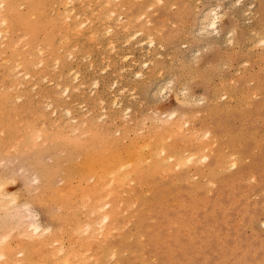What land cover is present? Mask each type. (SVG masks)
I'll list each match as a JSON object with an SVG mask.
<instances>
[{
  "label": "rangeland",
  "instance_id": "rangeland-1",
  "mask_svg": "<svg viewBox=\"0 0 264 264\" xmlns=\"http://www.w3.org/2000/svg\"><path fill=\"white\" fill-rule=\"evenodd\" d=\"M118 1L119 0H116V2ZM143 1L144 3H142ZM185 1L186 0H161V1L152 0L153 4L150 6V2L148 0H136V1L125 0L123 5L124 9H121L122 6L121 7L118 6L115 11L116 12L119 11L118 13L119 15L122 14L119 16L121 19H123L124 18L123 16H125V19H128L130 17L131 20L123 21L124 19L123 20L119 19L117 13L114 12L115 13L114 15L119 19L118 24L123 26L124 29L127 28L130 33L135 32L134 30L137 31L140 29H141L140 31L145 33L144 29H149L150 27H152L154 30L155 26L158 27L154 30L155 32H153L152 28H150L149 29L150 32L146 33L147 35L148 33H150V35L151 34L153 35L152 37L148 35L150 37L148 38L149 41L150 39L155 38L153 39L154 46L153 44L149 46L150 48L147 46L149 45L148 44L149 41L145 39L147 35L143 34L140 31H137L139 33L135 32L134 37H136L135 38L136 42L135 39H133L134 37L133 38L131 37L132 40H129L128 39L130 38L128 37L129 33L128 31L126 32V29L124 30V32L127 33L126 36L125 33H122L124 35L116 34L118 37L117 36L115 37V40L113 41L114 42L113 45L105 43L107 41L103 40L101 37H99L100 39L98 40L96 39L91 43L90 42L86 43L84 45V49L86 50V48L88 47L87 51L90 52V55H86L84 53V56L83 55L80 56L82 57L80 58V60L79 58L74 59L73 57H66L69 59L66 60L67 63L71 64L68 65L69 68L71 67L73 70H78V72L80 71L78 74L79 79L76 78V82H74L75 79L73 80L72 78H68L69 77L68 74L69 73L71 74V71L67 72L68 74L64 77L59 76V78L61 77L60 80L63 79V81L66 80L65 82L67 83L70 82L69 83L70 87L71 85H74V87L72 86L74 91L72 90L71 87L70 88L71 93H68L71 95L72 100L74 99L73 100L74 103L70 101V95H67V93L66 95L64 93V96L62 95L59 88H61L63 84L60 87L56 85L60 82V80H57L58 81L57 83L56 82L57 77L55 75L53 77H50V79H47L46 77L44 81H41L44 83L39 82L41 86L40 84H38L40 86L39 88H41L42 90V91L40 90L41 91L40 95H43L44 93L45 89L43 88H46V90L47 88L50 90L51 89L54 90L53 87L56 86L55 87L56 90L54 91L51 90L52 92L49 90L51 93H49L48 90L47 91L45 90L46 95L49 93L47 96H49L51 100L48 99V101L50 103L53 102V106L49 107L52 103L49 104L46 102L47 100L44 101L43 99L41 100V98L39 99V94L37 90L38 88L36 87L37 86L36 84L35 88H37L36 89L37 93L35 92L34 94L37 95L32 94L33 91H35L33 88V90H30L28 92V96H31V94L33 95L31 96L32 99L30 98L31 102L34 99V97L35 99L37 97L38 98L36 99L34 105H33L34 101L32 102V105L35 108H32V110H29L28 112H31L32 114L34 112L36 113V111L33 112V109L36 110L39 109L38 107L40 106L44 107L46 106V104H48L49 106H46L49 110L48 112L46 111V107H45L43 111L45 110L46 112L42 111L43 115L41 111H39L40 113L37 112L38 115L37 113L36 114L34 113L35 118L36 115L39 116V118L37 117L39 123L41 122L40 120L44 119V113L48 119H49L48 116H50L52 119H54L55 117L59 118L60 116L62 118L63 116L62 114L64 112L62 110L65 108L64 106L67 105L66 107L70 109L68 107L69 105L72 108L70 109V113H72L73 116L81 117L85 113H87L88 115L85 114L86 117L85 115L83 117L88 119L89 122L91 119L95 120V117L98 118V116H95L97 113L100 116L99 120H101L98 122V119L96 118L97 122L100 123L101 126L109 130L110 132L112 129H116L117 127H119V130L118 128L116 129V132L118 134V131H120V133L122 132L121 129L123 128L122 127L123 125L124 128L125 127L127 128V126L128 128H132L133 127L132 125H134L132 129L127 130L128 128L127 129L125 128L126 130L124 132L126 133L128 132L129 137L133 136L132 134H134L132 130L136 132L137 130L140 129V127L142 129L143 125L145 130H146L145 126H147V131L150 128L155 129L154 124L157 125L158 124L157 122H159L160 119L162 120L160 122L163 123L164 121L163 119L166 118L165 116H167V114L168 116H171L169 115V113H171L172 111L174 113H180V114L184 112V114H182L183 120H181V118H179L177 114L176 116L178 118L177 117L176 118L178 120H181V122L184 121L185 118L186 119L188 118L187 121L192 120L193 122L189 121L191 124L189 122H184L189 127L188 126L185 127L186 125L183 127L190 129L193 128V130L196 127H200V120H204L201 118L206 116V114L207 115L209 114L208 116L209 118L207 120L205 118V121L208 124L216 125V130H217L216 132L217 140L213 144H215V146L220 148V150H222L224 155L228 154L227 156H229L230 153H234L235 157L238 159L239 162L237 163L236 166L233 167H229L227 163L224 164L223 167L224 169L218 167L216 172L210 176L211 178L209 177L210 180H213L212 183H209L205 177L203 178V176H199L198 174L194 173L191 170L189 180L186 181V183L184 184L185 187L178 186L171 188L170 189L171 191L165 192L164 197H166L165 199L167 203L177 200L180 197L182 198L181 199L182 201L184 200L183 202H185L186 205H190V203L192 202H196L199 205L201 201L200 199L205 200L207 198L206 202L208 206L206 205V203L199 205V207L196 206L195 210L197 212L195 210L191 212L193 213L195 211L194 214H191L194 216L191 219V225L181 224L180 226L179 222L177 223L174 222L173 229L175 230L178 227L179 231L177 230V232L179 233H175L173 235L177 234L179 241H176V243H174L175 241L172 240L173 238L172 235H169V233L173 229H170V227H165L163 232L164 231L169 232V233L165 232L164 233L165 235L163 234L164 235L163 237L165 239H163L162 237V239L159 241H155L151 243L149 242L146 244L147 241L145 242L142 241V239L144 238L139 236V233L137 232L138 230L136 229L134 222L129 221L127 222L129 224H126L125 228L122 229V231H120V234L122 233L123 236H122V247L117 251L118 257L120 256L121 258L122 256V258L125 257L127 259V261L124 262V264H155V262L156 264H160V263L179 264V261L181 264H264V254H263L264 253V222L262 220L264 219V42L262 41L261 43L260 42L261 40H259V38L264 39V0H188L186 2ZM217 5H220L218 6L220 8H218ZM208 7L209 10H211L212 8H213L212 10H215L217 8L216 10L221 14L222 18L220 17V21H219L220 23L219 25L220 29L218 30L219 33L213 31L211 35L210 33H205V32L204 34L201 31V28H199L201 27L199 22L201 19V15L203 13L202 11L205 12V10H208ZM22 8L23 7H21L20 9ZM50 8H48L47 10L50 12L49 15L51 16V14H55V12L53 13L52 10H50ZM141 13H143V15ZM142 19L145 20V22L146 21L147 22L145 23L144 21H141ZM126 24L129 25L131 24V25L127 26ZM148 24H151L152 26ZM132 28L134 30H131ZM227 30L229 33L227 32ZM213 33H215L214 34L216 35L215 37ZM113 34H115V31H113ZM113 34L111 33V35H109L107 33V35L105 34V36L109 37L112 36ZM202 34H204V36L207 34L208 38H206L207 36H205L204 38ZM217 34L221 38H218ZM229 34H231L232 36H229ZM140 35L142 36L141 38ZM24 37H23L24 39L27 38L26 36ZM126 37L128 38L126 39ZM213 37L214 40L215 39L217 40L215 41V43H212L214 42V40L210 41L211 38ZM229 37H231V39ZM225 38L226 39L229 38V39L226 40ZM142 39L143 42L146 40L144 44L142 43ZM126 40H128L129 42H126ZM139 40L143 45L141 44H140L141 46L138 45ZM114 45H115L114 49L109 48ZM147 47L149 48L148 50ZM118 53H120V55ZM149 53L150 55H148ZM117 54L119 56H121L122 54L123 56H125L127 54V57L125 56L127 61L125 58L123 60L120 59L121 57H119ZM124 60L126 62H124ZM142 60L144 61L147 60L148 62L144 63L142 62ZM140 62L144 64L140 65L139 64ZM55 67L57 66H53V68ZM73 67L74 68L77 67L78 69L76 68L74 69ZM138 69H140L139 71H141L140 73L143 76L138 75L139 74L137 72ZM54 70L56 71V68L53 69V71ZM134 71L137 73H135ZM134 74L135 76L137 77L139 76V77L138 78L135 77ZM92 78L94 80L95 79L98 80V85H96L97 88L93 86L96 80L94 81ZM169 78L171 85L170 83L165 85L166 82L167 83L169 82L168 80ZM69 79H71L72 81ZM47 80H49V82ZM50 80H53L54 82H51ZM79 81L83 83V87H79L80 85L82 86V84ZM90 81L93 84H91ZM77 82L80 84H76ZM54 83L56 84L54 85ZM61 83L63 82H60L59 84ZM43 85L46 87H44ZM76 85H78V87L80 88V89L76 88V90L77 91L81 90L80 93L82 94L83 98H81L80 94L78 96L79 91L78 92L76 91L77 92L76 94L74 89ZM157 86L160 88V91ZM161 86H163L164 87L163 89L166 91H164ZM171 86L174 87L172 90H171L172 88ZM155 87H157L156 89L158 90H156ZM166 87L169 88V90ZM177 87L178 88L181 87V88L178 90ZM30 88H32V86ZM186 88L188 89L186 90ZM227 88H230L231 90L232 89L235 90V92L237 93L236 95L237 99L234 100L233 98H231L230 101L228 102V108L224 112L217 111L214 113L211 112L208 113L209 112L208 110H212L211 108L215 105V103H219L226 100L227 96L226 95L224 96L223 94L225 93ZM57 90L58 92L56 93ZM85 92H87L88 95ZM175 92L177 93V95L179 94V96L174 95ZM84 93L85 95H83ZM97 95L99 97L101 96L100 100L102 101V103L98 100L99 97H97ZM186 95H189V97ZM47 96L44 95V98ZM65 96L66 97L68 96V98H64ZM85 96H87L88 99ZM93 96H95V98H93ZM112 96L115 97L112 99ZM56 97L59 98L57 99ZM106 97L108 98V100H110V102L112 100L113 102L114 100L115 102H118L114 104L115 107H113L112 104H108L106 110L111 109L110 110L111 112H107V113L105 111V107L109 102L107 101ZM53 98L54 101L52 100ZM79 98L81 99L77 100ZM102 98L103 99L106 98L107 103L103 104ZM115 98H117L118 101ZM67 99H69V101ZM58 100L61 102L64 100L65 103H58L57 102ZM18 101L20 104L21 101L17 100L16 102L18 103ZM37 101H39L40 103L37 104ZM42 101L46 103L43 105ZM55 101L57 103H55ZM80 102L81 104H79ZM71 103H73V105H70ZM100 103L102 105L98 106ZM58 104L59 105L63 104L60 107H64V108H57L59 107ZM36 105L37 106L40 105V106L36 107ZM73 106H75L74 107L75 109L73 108ZM101 106L103 108H101ZM43 107H41L40 109L42 110ZM53 107L57 108L56 109L57 111L54 110L55 108L52 110ZM112 108L116 112H114ZM59 109L61 110L59 111ZM88 109L90 111L89 113L87 111ZM102 109H104L105 112L103 113L104 115L101 114V112L103 111ZM117 109L121 111V114H118L120 111ZM50 110L52 111L51 115L49 113ZM197 110L198 113L196 112ZM199 110L201 112H199ZM53 111L55 113H53ZM61 111L62 113H60ZM91 111L92 113L95 114L91 115ZM191 111L192 113H190ZM185 112H188L186 113L187 114L186 117H185ZM57 113L58 115L54 116V114ZM110 113L113 115L114 118H111L112 115L110 117L109 115ZM162 113L164 118L161 115H159ZM164 113L166 115H164ZM72 114L65 113V115H67L66 117L69 116L70 119L72 118V120H74ZM105 114L109 116L107 117L106 115L105 117ZM114 114H116V116H120V115L122 116L123 114L124 117L123 116H122L123 118L117 117V119H115L116 116ZM125 114L127 118L125 117ZM65 115L63 116V118L67 119L66 121H68L69 123L64 121L63 118L62 119L59 118L58 120L60 121V123H62V121L66 122L67 125L65 123L64 124L67 126L66 127L67 138L70 140V142L78 143L82 139L81 137L84 138L86 136L82 128L83 127L86 128L88 124L86 126H83L82 128H81L82 125L77 126V128L79 127L81 128L78 129L79 131L77 130V133H79L80 131L84 133V136L83 135L81 136L80 135L81 133L77 134L76 132H74L76 131L75 130L76 127L74 128L76 124L71 125L70 123H72L73 121L71 122L70 119L69 121L68 118L65 117ZM154 115H156V118L154 117ZM32 116L33 115L27 117V119L31 118ZM102 117L108 119L106 120L104 118L105 119L104 120ZM109 117L113 119L115 122H113ZM189 117H192L193 119L192 118L190 119ZM195 117L197 119H195ZM47 118H45L43 121L45 122ZM51 118L49 120H51ZM124 118L126 119L130 118V119L125 121ZM173 118H175V115L172 116V118L169 120H173ZM118 119H120V121H122V123L124 122L125 124L119 122ZM54 120H51V122L48 121V123H45L46 126L43 127L47 128L48 131H54L56 127L54 129L53 126L57 125L56 124L57 122L54 123L55 122ZM78 120L79 119L76 120L77 123ZM103 120H104V124H103ZM165 120L167 121V119ZM44 122L43 125H45ZM126 122H128V124ZM132 122L133 123L135 122V124H133ZM184 123L182 125H184ZM208 124H206L202 128H199V130L202 129L203 131L204 134L203 138H208L211 136V134L208 133L207 131H206L207 134L206 132H204L205 130H208ZM47 125L49 126L47 127ZM129 125L131 126L129 127ZM135 126L139 127V129L135 130L136 128ZM159 127L160 125L156 129H158ZM71 129L74 130L72 133L70 132ZM143 129L141 131V134L146 133L145 130ZM113 131L114 130H112L111 133L113 135H117L115 131L114 132ZM74 133L75 136L77 135L80 137L76 138L74 136ZM137 133L140 134L139 132ZM72 134L74 137L72 136ZM69 135L71 136L68 137ZM63 150H64L63 148H54L51 150H42V151L27 149L25 151L15 150V152L12 151V153L10 152L7 154L0 155V179L3 181L6 180L7 182L6 188L11 193V196L15 198L13 199L14 200L13 201L11 199L12 197L9 195L7 197L8 201H3L1 203L2 204V207H0L1 232L3 233L7 232V230L4 229L8 227L10 228L11 226H13V224L14 227L16 228L20 227L18 226L19 223L17 222V220L20 219V218L18 219L19 216L23 214L25 215L27 213L24 209L27 203L30 204L28 206V208L30 207L29 210L31 209L30 211L33 212V213L29 212L30 214H28L29 216L27 220L28 222L34 221L32 220L33 219L32 216H35L36 220L38 219V222L41 221L42 224L47 225L50 223L54 215L58 213L59 211V209H57L58 206H56L54 202H49L50 204L48 203L46 206L45 205L40 206L35 202V197L36 194L39 192V189L44 184V182L42 183V185L40 184L41 182L39 178L40 173H42V171H47L49 169L54 154H56L59 157H62L64 155ZM26 151L28 152L26 153L27 155L25 154ZM63 164H65V162H63ZM199 164H202V162H199L197 165ZM231 178L235 179L231 183H226L223 180V179L228 180ZM60 180H61L60 174L59 173L55 174L53 177V181L55 185L61 184ZM190 181L198 182L199 187L198 190L197 189L193 190L188 194L187 190H189ZM134 208L135 207H132L131 209L128 208L127 210H125L123 215L125 216L127 214L130 216ZM182 214L186 215V217L190 215L189 212L187 213L184 212ZM147 221L149 222V224H152L154 219L152 218ZM15 223L17 226L15 225ZM13 230H15V228ZM14 232H16V230ZM12 243H13L12 245L15 244L14 242ZM138 243H143L144 248L136 249ZM180 243L182 244L180 245ZM193 243L195 244L193 245ZM168 245L170 247H168ZM15 246L16 245H14V247ZM181 246L182 249L180 248ZM15 250H18L17 246L15 247ZM170 252L172 254H170ZM176 257L179 258L180 260L176 259ZM116 258H117L116 256L105 258L106 261H104V263L123 264L122 260L118 262L116 261ZM173 260L178 262L175 263Z\"/></svg>",
  "mask_w": 264,
  "mask_h": 264
},
{
  "label": "bare ground",
  "instance_id": "bare-ground-1",
  "mask_svg": "<svg viewBox=\"0 0 264 264\" xmlns=\"http://www.w3.org/2000/svg\"><path fill=\"white\" fill-rule=\"evenodd\" d=\"M148 1L150 2V6H151L153 4L152 0H148ZM157 1H161V0H157ZM124 2L125 0H119L118 2H116V0H0V155L7 154L10 152L12 153V151L15 152V150L25 151L27 149H34L36 151H39V150L42 151V150H51L54 148L64 149L63 150L64 155L62 157H59L56 154H54L52 157V163L49 169L47 171H42V173H40L39 178L41 182L40 181L38 182H40L41 185L43 182L44 184L40 189L37 188L39 189V192L36 194V197H35V202L40 206H44V205L46 206L49 202H54L56 206H58L57 208L59 209L58 213L54 215L50 223L47 225L42 224L41 221L38 222V219L36 220L35 216H32L33 217L32 220L34 221L28 222L27 221L29 218L28 214H30L29 212H32V211H30L31 209L29 210L30 207L28 208L30 204L25 202L27 204L25 205L24 209L27 213L25 215L23 214L19 216L18 219L19 218L20 219L17 220V222L20 224V225L18 224V226L20 227L16 228L14 227V224L12 223L13 226L10 225L11 226L10 228L8 227L4 229V230H7V232L3 233L0 230V264H105L104 263V261H106L105 258L112 257V256H116L117 257L116 261L119 262L122 260L124 264V262H126L127 259L125 257L122 258V256L121 258L120 256L118 257L117 251L118 249L122 247V236L123 235L122 233L120 234V231H122V229L125 228L126 224H129L127 222L129 221L134 222V225L136 229L138 230L137 232L139 233V236L144 238L142 239L143 242L147 241L146 244L149 242L151 243V242L161 240L162 237L165 235L164 234L165 232L169 233L168 231L163 232L164 228L170 227V229H173L174 222L176 223L179 222L180 226L181 224L191 225V219L194 217L191 214L195 213L196 206L199 207V205H202L205 203L207 205V202H206L207 198L205 200L200 199L201 201L199 205L196 202H192L190 203V205H186V203L183 202L184 200L182 201L181 200L182 198L180 197L177 200H174L172 202H170L171 201L170 200L168 201L170 203H167L165 199L166 197H164L165 192L171 191L170 189L174 187L184 186L186 181L189 180L191 170L194 173L198 174L199 176H203V178L205 177L209 183H212L213 180H210L211 178L210 176L216 172L218 167L223 168L225 163H227L229 167H233V166H236L237 163L239 162L238 159L235 157L234 153H230L229 156H227L228 154L224 155L222 150H220V148H218L217 146H215V144H213L217 140V135H216L217 130H216V125L206 123L205 118L207 120L209 118L208 117L209 114L208 115L206 114V116L201 118L204 120H200V127L195 126L197 129L195 128L193 130V128L192 129L185 128L188 125L184 123V122H189V121L193 122L192 120L187 121L188 118L187 119L185 118L186 121L184 119V121L181 122V120H183L182 114H184V112L180 114V113H174L172 111L171 113H169V115L171 116H168L167 114L168 117L165 116L166 118L163 117V113H162L159 115H161L164 118L163 119L164 121L162 123L160 122L162 121L160 119L159 121L160 124L159 122H157L158 123L157 125L158 126L160 125L158 129H156L158 126L154 124L155 129L150 128L147 131V126H145L146 127V130H145V128L143 127L144 125H143L142 129L144 128L143 130H145L146 133L141 134V131H142L141 127H140L141 130H140L139 127L135 126L136 127L135 130L137 129L139 130H137L136 132L132 130L134 134H132L131 132L133 136L129 137V133L124 132L128 128V126L127 128L125 127L126 128L125 129L124 125L123 126L121 125L123 127L122 129L120 127V129L122 130L121 133L120 131H118L119 127H117L118 134L116 132L117 128L112 129L117 134V135H113L111 133L112 130L110 132L109 130L101 126L100 123H98L101 120H99L100 116L97 113L95 116H98V118L95 117V120L97 118L98 122L97 120L95 121L92 119L89 122V120L85 118L86 117L85 114L87 113L84 114L85 117H83L84 115L81 113L83 115L81 117L83 118H81L80 116H73V114L70 113V109L72 108L69 105L68 107L70 109L66 107L67 105H65L64 106L65 108H64V107H60L63 104L61 105L58 104L59 107L57 108H64L62 110L64 111L62 114L63 116L65 115V113L72 114L73 116L74 120H72V118L70 119L69 116L66 117L67 115H65V117L68 118V120L70 119L71 122L73 121L72 123H70L71 125L76 124V126H74V128L76 127L75 128L76 131L71 129L70 131L71 133L73 131L77 133V130L80 128V127L77 128V126L82 125L81 126L82 128L83 126H86L88 124L86 128L84 127L82 128L86 136L84 138L81 137L82 139L78 143H72L67 138L66 122L68 121H66L67 119L63 118V116L62 118L64 119V121H66V122L62 121L63 124L60 123V121L58 120L59 118H61V116L60 117L58 116L59 118L55 117L54 118L55 120L52 119L50 116H48L49 119L51 118V120L55 121L54 123L57 122L56 123L57 125L55 124H54L55 126L52 125L54 129L56 127L54 131H48L47 128L43 127V126H46L45 123H48V121L51 122V120H49L45 116V113H44V119L47 118L45 122L43 121L44 119L42 118H40L42 120L39 119L41 122L43 121L45 125H43V122L38 123L39 116H37L38 115L37 112L41 111L42 113L43 109H45L46 106H49L48 104H46V106L44 107L40 105H38L40 106L38 107L36 105V107L39 108L36 110L33 109V112L36 111L37 113L36 118L34 115L35 112L33 114L31 112H28L29 110H32V108H35L33 105L35 104V101L38 97L36 99L34 97L35 100L34 99L32 100V102L34 101L32 105L31 96L37 95V94H34L37 88H38L37 90L39 94V99L41 98V100L43 99L44 101L47 100L46 101L47 103L49 104L52 103L49 107L53 106V102L50 103L48 101V99L50 98L49 96H47L49 93L52 92L51 90L53 89L50 90L47 88V90L48 91L50 90L51 92L49 91V93L46 95L45 94L46 88L42 87L45 90H44V93L42 92L43 95H40V92L42 91L41 88H39L41 86L40 83H44L41 81H44L46 77L47 79H50V77H53L56 75V77L58 78V79L56 78V82L58 83L57 80H60L61 78V77L59 78V76L64 77L68 74L67 72L71 71V74L69 73L71 76L68 74L69 77L68 76L67 77L72 78L73 80L75 79L74 82H76V78L79 77L78 74L80 71L78 72V70H73L71 67L70 69L68 65H71V64L67 63L66 60L68 58L66 57H73L74 59L79 58L80 60V58H82L80 56L82 55L84 56V53L86 55H90V52L87 51L88 47L85 50L84 45L89 42L91 43L96 39L97 40L100 39L99 37L107 41L105 43L113 45L114 44L113 41L115 40V37L117 36L116 34L124 35L122 33H125L124 32L125 29H126V32L128 31L129 33L128 37L130 38L131 37L133 38L135 36V32L139 33L137 31H140L141 29L136 31L132 28L131 30H134L135 32L130 33L127 28L124 29L123 26L118 24L119 23L118 20L121 19L119 16L122 14L119 15L118 14L119 11L116 12L115 10L118 6L119 7L122 6L121 9H124V6H123ZM142 3H144V1ZM218 6L220 5H217V7ZM21 7L23 8L20 9ZM48 8H50V10H52L53 13L55 12V14H51L50 16L49 15L50 12L47 10ZM212 9L209 10V7H208V10H205V12L202 11L203 13L201 15V19L199 22V24L201 25V27H199L201 28V31L203 33L204 32L210 33V35L213 31L219 33L218 31L220 29L219 21L221 17V14L216 10L217 8L215 10H212ZM114 12L117 13L119 19L114 15L115 14ZM141 14L143 15V13ZM123 17L122 18L124 20L121 19L123 21L131 20L130 17L129 18L127 17L128 19H125V16ZM141 21L145 22V20L143 19ZM126 25L130 26L131 24L130 25L126 24ZM148 25H151V24H148ZM139 26H142V25H139ZM156 28L158 27L155 26V29ZM149 29H144L145 33L142 31L140 32L147 35L146 33L150 32ZM154 30L153 32H155ZM113 31H115V34H113ZM230 32H231V29H230ZM107 33L109 35H111L112 33L113 35L106 37L105 34L107 35ZM126 34L127 33H125V36ZM204 34L202 35L205 38L207 34L205 36ZM214 34L215 33H213V35ZM148 35H150V33H148ZM148 35L145 38L147 41H149L148 38L153 36L152 34L150 35V37ZM221 35H224V34H221ZM24 36H26L27 38L24 39L25 38ZM125 36H124V39H125ZM215 36L216 35H214V37ZM229 36H232V35L229 34ZM128 37H126V39ZM141 37L142 36L140 35V38ZM214 37L211 38V40L210 39L209 40L210 41L214 40ZM217 37L221 38L220 36H218V34H217ZM130 38L128 39L132 40V38L131 39ZM135 38L136 37H134L133 39ZM206 38H208V36ZM229 38L231 39V37ZM153 39H150L148 43L149 45H147L148 47L151 44H153L154 46ZM205 40H208V39H205ZM259 40H261L260 41L261 43L262 41L264 42V39L259 38ZM145 41L143 42V39H142L143 44L145 43ZM215 41L217 40L215 39L214 42L212 43H215ZM126 42H129V41L126 40ZM135 42H136V39H135ZM140 44H141V41L139 40L138 45ZM114 47L115 45L109 48L114 49ZM148 47H147V50L150 48ZM118 54L120 55V53ZM148 55H150V53ZM122 56L123 54L119 56L121 57L120 59L122 60L124 58L126 59L127 54L125 55L126 57L125 56L122 57ZM126 61L124 60V62ZM148 61L142 60V62L144 63ZM144 63L140 62L139 64L142 65ZM53 66H57L55 67L56 71L55 70L53 71V69H55L53 68ZM75 68L78 69L77 67ZM140 69H138L137 71L139 73L138 75L143 76L140 73L141 71H139ZM129 71H132V70H129ZM53 80H50V81L54 82ZM61 80L60 82H63V83L61 84H59L60 82L58 84L54 83V85L56 84L60 87L63 84L61 88H59L62 95L64 96V93L65 95L66 93L67 95H70L68 93H71L70 88L72 86L74 87V85H71L70 87V84H69L70 82L68 83L65 82L66 81L65 79H64L65 81H63V79ZM168 80L169 82L168 83L166 82L165 85L169 83L171 85L170 78ZM47 81L49 82V80ZM79 82L81 83V81ZM80 83L77 82L76 84H80ZM36 84H37L36 86L37 88H35ZM38 84H40V86ZM81 84L82 86L80 85L79 87H83V83ZM91 84L93 83L91 82ZM112 84H115V83H112ZM96 85H98V80H96L93 84V86L97 88ZM31 86L32 88H30ZM163 86H161L162 89L165 87ZM55 87L56 86L53 87L54 90H56ZM73 87H72V90H73ZM79 87L78 85L75 86L74 88L75 92L77 91L76 88H79ZM157 87H155V89ZM33 88L35 90L32 93L33 95L31 94V96H28V92L30 90H33ZM173 88L174 87H172L171 90ZM180 88H178V90ZM167 89L169 90V88ZM187 89L188 88H186V90ZM78 91H77L78 96L80 94L81 98H83L82 94L80 93L81 90H78ZM159 91H160V88H159ZM57 92L58 90L56 91V93ZM85 93L83 95H85ZM175 93L174 95L179 96V94L177 95V93L176 94ZM44 95L47 96L48 98L45 97L47 98L45 99ZM98 95L97 97H99ZM189 95H186V96L189 97ZM223 95L227 96L226 100L219 102V103H215L214 106L211 105L213 106L211 108L212 110H208L209 111L208 113L210 112L214 113L217 111L224 112L228 108V102L230 101V99L231 98H233L234 100L237 99L236 98L237 93L235 92V90L233 89L231 90L230 88H227ZM115 96H112V99ZM85 97L87 98V96ZM100 97L98 98V100L102 103V101L100 100L101 99ZM54 98L52 99L53 101H54ZM56 98L58 99L59 97H56ZM64 98H68V96L67 97L65 96ZM81 98L77 100H80ZM93 98H95V96H93ZM106 98L105 99L102 98V99H103V104L107 103V101L109 102L107 103L105 107V111L107 113V112H111L110 111L111 109H107L109 111L106 110V108L108 107V104H112L113 107H115L114 104L118 102H115V100L114 102L113 100L110 102L108 98L106 101ZM17 100H20L21 103L19 104V101L17 103L16 102ZM67 100L69 101V99ZM73 100L70 95V101L73 102ZM44 101H42L43 105L46 103ZM57 102L65 103L64 100L62 102L58 100ZM57 102L55 101V103ZM39 103L40 102L37 101V104ZM73 103H71L70 105H73ZM101 103L98 106L102 105ZM79 104H81V102ZM75 106H73V108ZM41 107H43L42 110L40 109ZM54 108L55 107H53L52 110ZM57 108H55L54 110H56ZM101 108L103 107L101 106ZM60 110L61 109H59V111ZM102 110L103 111L101 112V114L105 113L104 109ZM112 110L114 111L113 108ZM46 111L47 112L49 111L47 107H46ZM46 111L44 110L43 112H46ZM62 111L60 113H62ZM87 111L88 113L90 112L89 109ZM196 112L198 113V110ZM199 112L201 111L199 110ZM49 113L51 115L52 111L50 110ZM53 113L55 112L53 111ZM186 113L188 112H185V117L187 116ZM190 113H192V111ZM93 114L95 113H92L91 111V115ZM118 114H121V111ZM126 114H125V117H126ZM176 114L178 115L179 118H181V120L177 119L178 117L176 116ZM31 115H33L32 116L33 119L32 117L27 119V117ZM55 115L57 116L58 113L54 114V116ZM106 115L107 114H105V117ZM109 115L111 117L112 114L110 113ZM109 115H107V117ZM114 115L116 116V114ZM164 115L166 114L164 113ZM174 115H175V118L176 117L177 118L176 119L173 118V120H169ZM122 116L121 115L116 116L115 119H117V117H122ZM105 117H102V118L104 119ZM154 117L156 118V115H154ZM192 117H193V114H192ZM192 117H189V118L191 119ZM111 118H114L113 115ZM126 118H124L125 121L130 119V118L128 119ZM75 119L76 120L79 119L78 123ZM165 119H167V121ZM195 119L197 118L195 117ZM104 120H103V124H104ZM111 120L115 122L113 119ZM118 121L122 123L120 119H118ZM135 122L134 123L132 122V123L135 124ZM126 123L128 124V122ZM183 123L184 125H182ZM122 124H125V123L123 122ZM206 124H208V130H205L204 132L207 131L208 133L211 134V136L208 138H203L204 136L203 131L202 129L199 130V128H202ZM49 125H47V127ZM107 126H108V123H107ZM130 126L131 125H129V127ZM132 126L134 127V125ZM132 128H128L127 130L132 129ZM83 132L80 131L77 134L81 133L80 135L84 136ZM137 132H139L140 134H138ZM70 136L71 135H69L68 137ZM74 136H75V133H74ZM75 137L77 138L80 136L76 135ZM26 153L28 152L26 151L25 154ZM63 162H65V164H63ZM199 162H202V164L197 165ZM57 173H59L61 176V180H60L61 184L59 185H55L53 181V177ZM223 180L226 183H231L235 179L231 178L228 180L226 179H223ZM6 184H7L6 180L3 181L0 179V207H2L1 203L3 201H8L7 197L9 195L11 196V193L6 188ZM198 184L199 183L196 181H190L189 190H187L188 194L193 190H196V189L198 190V187H199ZM11 199L13 200L15 198L12 197ZM132 207H135V208L131 212V215L129 216L126 214L124 216L123 213L125 212V210H127L128 208L131 209ZM193 210L195 211L191 213ZM184 212L185 213L189 212L190 215L188 214L189 216L186 217V215L182 214ZM49 217H52V216H49ZM152 218L154 219V221L152 224H149L147 220L152 219ZM262 220L264 222V219ZM14 228L16 232H14L15 231L13 230ZM177 230L179 231L178 227L175 230L174 229L171 230V232L169 233V235H172L173 237L172 240L175 241L174 243H176V241H179L177 234L173 235L175 233H179L177 232ZM163 239L165 238L163 237ZM12 242L15 243L14 245L17 246L18 250H15L16 246L14 247V245H12L13 244ZM181 244L182 243H180V245ZM194 244L195 243H193V245ZM182 246L180 247L181 249H182ZM168 247L170 246L168 245ZM138 248L143 249L144 248L143 243H138V246L136 247V249ZM170 254L172 253L170 252ZM176 259L180 260L177 257ZM174 262L177 263L178 261H174ZM179 264H181L180 261H179Z\"/></svg>",
  "mask_w": 264,
  "mask_h": 264
}]
</instances>
